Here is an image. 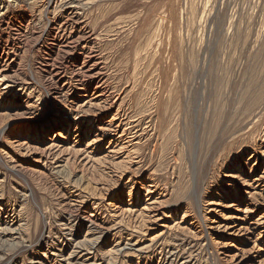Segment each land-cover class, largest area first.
Returning a JSON list of instances; mask_svg holds the SVG:
<instances>
[{
  "label": "rangeland",
  "instance_id": "374dc122",
  "mask_svg": "<svg viewBox=\"0 0 264 264\" xmlns=\"http://www.w3.org/2000/svg\"><path fill=\"white\" fill-rule=\"evenodd\" d=\"M0 264H264V0H0Z\"/></svg>",
  "mask_w": 264,
  "mask_h": 264
},
{
  "label": "bare ground",
  "instance_id": "6f19581e",
  "mask_svg": "<svg viewBox=\"0 0 264 264\" xmlns=\"http://www.w3.org/2000/svg\"><path fill=\"white\" fill-rule=\"evenodd\" d=\"M90 61H91V57L86 58L85 60H83V63L80 64V69L78 71H80V74L84 75L87 79L93 80V79H96L98 77V73H95V71H96V66L95 65L96 64H94V65L93 64H90ZM77 75L79 76V72H77L75 74V76H77ZM81 79H83V78L81 77ZM77 81H78L77 86H79V80H77ZM94 82H95V85L96 86L92 88L93 89V92L91 93V95L93 97L96 96V98H98V99H102L103 98L104 99V102H108V106L107 107H112L115 104V102H116L117 96H114L111 92L107 91L106 84H105V82H103V80H95ZM103 99L101 101H103ZM62 127H64V126H62ZM67 127L69 128L70 127V124H68ZM50 128H46V129L45 128H41V130H42V132H45V131L50 130ZM110 128L111 127H108V128L102 127V128H99L98 130L99 131L101 130L102 132H105L103 134L105 135L106 138H110L111 140H114V138H116L117 141H119L120 143H122L124 145L125 144H129V143L132 142V140L129 141L126 138H124L125 137L124 132H121V134L119 135V130H118L119 129V126L118 125L115 126L114 129H110ZM107 134L109 135V137L107 136Z\"/></svg>",
  "mask_w": 264,
  "mask_h": 264
}]
</instances>
